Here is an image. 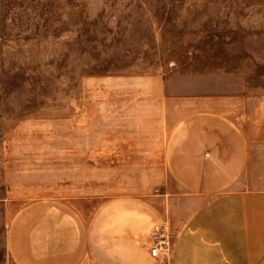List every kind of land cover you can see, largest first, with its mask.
<instances>
[{
  "label": "rangeland",
  "instance_id": "1",
  "mask_svg": "<svg viewBox=\"0 0 264 264\" xmlns=\"http://www.w3.org/2000/svg\"><path fill=\"white\" fill-rule=\"evenodd\" d=\"M197 111L263 141L264 0H0V264L28 202L182 199L164 146Z\"/></svg>",
  "mask_w": 264,
  "mask_h": 264
},
{
  "label": "crops",
  "instance_id": "2",
  "mask_svg": "<svg viewBox=\"0 0 264 264\" xmlns=\"http://www.w3.org/2000/svg\"><path fill=\"white\" fill-rule=\"evenodd\" d=\"M164 151L174 195H120L86 217L41 198L10 219L12 264H264V138L255 146L227 115L197 111L169 133ZM169 226L168 259L152 258L153 228Z\"/></svg>",
  "mask_w": 264,
  "mask_h": 264
},
{
  "label": "built area",
  "instance_id": "3",
  "mask_svg": "<svg viewBox=\"0 0 264 264\" xmlns=\"http://www.w3.org/2000/svg\"><path fill=\"white\" fill-rule=\"evenodd\" d=\"M149 254L152 258L162 257L168 259L171 253V243L167 226L153 228L149 237Z\"/></svg>",
  "mask_w": 264,
  "mask_h": 264
}]
</instances>
